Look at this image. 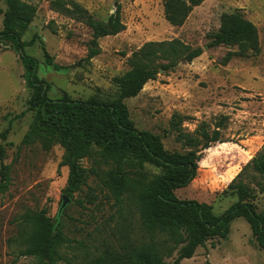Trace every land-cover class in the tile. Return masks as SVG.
<instances>
[{
  "label": "rangeland",
  "instance_id": "1",
  "mask_svg": "<svg viewBox=\"0 0 264 264\" xmlns=\"http://www.w3.org/2000/svg\"><path fill=\"white\" fill-rule=\"evenodd\" d=\"M19 1L34 10L21 41L24 53L37 60V76L49 86L51 100L67 96L71 100L112 102L118 94V80L148 43L175 40L190 49H202V55L191 63H180L166 74L159 72L155 81L124 104L135 129L157 136L169 153L189 150L177 141V132L192 135L202 124L211 132L226 118L220 131L224 143L212 144L200 154L195 179L175 191V196L206 204L215 216L237 201L229 185L264 148V0H205L178 28L167 23L162 0ZM116 3L121 6L124 30L99 39V55L83 62L92 32L72 13L81 9L93 23H105ZM5 11V2L0 0V31ZM236 11L258 31L257 54L234 56L237 46L208 49L221 15ZM38 39L53 62L67 71L55 72L45 66ZM227 54L233 56L223 64ZM23 76L20 53L10 43H1L0 136L6 135L0 137V149L10 169V183L7 192L0 195V264H49L20 256L24 250L22 217L40 211L60 226L66 239L61 259L54 264H97L103 256L119 252L118 242L124 235L139 238L138 220L124 204L117 205L103 187L102 179L110 167L95 164L93 158L82 160L86 184L69 197L64 193L68 169L61 165L63 150L56 145L46 152L39 143L22 144L34 116L28 111L31 91ZM172 121H179L176 128ZM144 170L149 175L158 174L149 167ZM254 196L252 203L260 212L264 193ZM63 197L68 203L59 213ZM181 264H264V253L246 222L238 219L231 223L224 239L208 241Z\"/></svg>",
  "mask_w": 264,
  "mask_h": 264
},
{
  "label": "trees",
  "instance_id": "2",
  "mask_svg": "<svg viewBox=\"0 0 264 264\" xmlns=\"http://www.w3.org/2000/svg\"><path fill=\"white\" fill-rule=\"evenodd\" d=\"M162 1L167 23L178 28L205 0ZM4 2L6 11L0 44L10 43L20 53L25 85L31 91L28 111L34 112L22 144L39 143L46 152L56 145L63 150L61 165L68 169L64 193L69 197L86 184L87 171L80 165L82 160L93 158L95 164L110 167L102 179L103 187L117 205L124 204L138 220L139 238L124 235L118 242L119 252L103 256L97 264H181L208 241L224 239L231 223L238 219L246 222L264 253V206L257 212L252 203L256 192L264 193V148L229 185L237 201L215 216L206 204L177 199L175 191L186 188L195 179L203 151L212 144L224 143L220 131L225 128L226 118H221L211 132L204 124L192 135L177 132V141L189 150L183 154L169 153L157 136L135 129L124 104L125 100L136 97L148 82L155 81L159 72L166 74L180 63H191L202 55V49H190L175 40L148 43L138 59L130 62L129 71L118 80V94L112 102L96 98L71 100L67 96L51 100L47 96L49 86L37 76V60L24 53L25 44L21 41L34 10L19 0ZM72 14L92 32L83 62L99 55V39L116 36L124 30L118 3L105 23H93L81 9ZM38 43L46 67L55 72L67 71V67L53 62L41 39ZM218 46H237L239 51L234 56H245L247 52L257 54L258 31L239 11L222 14L208 49ZM232 56L227 54L223 64ZM178 123L172 121L171 125L176 128ZM5 135L6 132L0 137L4 139ZM146 167L158 170V174H147ZM9 183L10 169L4 164V151L0 149V195L7 192ZM21 223L24 250L20 256L49 264L61 259L60 250L66 239L60 226L44 211L25 214Z\"/></svg>",
  "mask_w": 264,
  "mask_h": 264
},
{
  "label": "water",
  "instance_id": "3",
  "mask_svg": "<svg viewBox=\"0 0 264 264\" xmlns=\"http://www.w3.org/2000/svg\"><path fill=\"white\" fill-rule=\"evenodd\" d=\"M63 202L60 206V210H59V213L64 209V207L66 206V204L68 203L67 202V199L65 197L62 198Z\"/></svg>",
  "mask_w": 264,
  "mask_h": 264
}]
</instances>
